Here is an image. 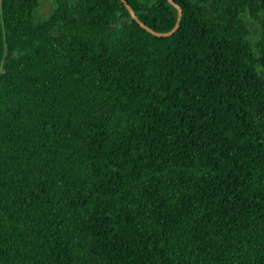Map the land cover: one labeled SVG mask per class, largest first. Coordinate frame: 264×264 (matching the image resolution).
Here are the masks:
<instances>
[{
  "label": "trees",
  "instance_id": "obj_1",
  "mask_svg": "<svg viewBox=\"0 0 264 264\" xmlns=\"http://www.w3.org/2000/svg\"><path fill=\"white\" fill-rule=\"evenodd\" d=\"M172 1L0 0V264H264V0Z\"/></svg>",
  "mask_w": 264,
  "mask_h": 264
},
{
  "label": "water",
  "instance_id": "obj_2",
  "mask_svg": "<svg viewBox=\"0 0 264 264\" xmlns=\"http://www.w3.org/2000/svg\"><path fill=\"white\" fill-rule=\"evenodd\" d=\"M121 1L124 3L125 8H126L127 11L129 12L131 18H132L134 21H136V22L140 25L141 28H143L144 30H146L148 33H150L151 35H153V36H155V37H167V36H170V35H172L174 32H176L177 29H178V27H179V23H180L181 16H182V10H181V8H180L178 5H176L172 0H168V2H169L172 6H174V7L176 8V10H177V14H178V15H177V20H176V23H175L173 29L170 30L169 32H165V33L155 32V31H153L152 29L148 28L144 23L140 22V21L137 19V17H136V15H135L134 11L132 10V8H131V7H130V6H129L124 0H121ZM208 5H209V7H211V2H209Z\"/></svg>",
  "mask_w": 264,
  "mask_h": 264
},
{
  "label": "rangeland",
  "instance_id": "obj_3",
  "mask_svg": "<svg viewBox=\"0 0 264 264\" xmlns=\"http://www.w3.org/2000/svg\"><path fill=\"white\" fill-rule=\"evenodd\" d=\"M52 2L53 0H40V8L36 11V14L40 19L47 18V16L50 14L49 12L51 10Z\"/></svg>",
  "mask_w": 264,
  "mask_h": 264
}]
</instances>
